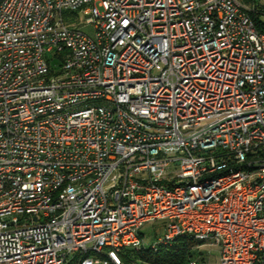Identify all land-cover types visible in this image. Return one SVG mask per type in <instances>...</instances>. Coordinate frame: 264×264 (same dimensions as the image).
<instances>
[{
  "label": "built area",
  "instance_id": "built-area-1",
  "mask_svg": "<svg viewBox=\"0 0 264 264\" xmlns=\"http://www.w3.org/2000/svg\"><path fill=\"white\" fill-rule=\"evenodd\" d=\"M250 13L264 0L0 1V264H155L134 254L181 236L264 264Z\"/></svg>",
  "mask_w": 264,
  "mask_h": 264
},
{
  "label": "trees",
  "instance_id": "trees-1",
  "mask_svg": "<svg viewBox=\"0 0 264 264\" xmlns=\"http://www.w3.org/2000/svg\"><path fill=\"white\" fill-rule=\"evenodd\" d=\"M1 1V0H0ZM251 18L254 20L258 31H264V23L256 13H250ZM195 243L187 236L178 237L171 247L160 248L156 253H137L135 257H140L144 260L157 263H170V264H189V261L196 260L197 264L203 262L200 258V253L193 246ZM199 259V260H198ZM125 262L127 259L125 258Z\"/></svg>",
  "mask_w": 264,
  "mask_h": 264
},
{
  "label": "rangeland",
  "instance_id": "rangeland-1",
  "mask_svg": "<svg viewBox=\"0 0 264 264\" xmlns=\"http://www.w3.org/2000/svg\"><path fill=\"white\" fill-rule=\"evenodd\" d=\"M260 20L264 23V14L259 15ZM86 33L92 36L90 27L85 29ZM161 221L148 222L144 224L140 230L143 238L146 242H149L153 236L160 235L162 232ZM194 249L201 254L200 258L203 262L199 264H220L219 263V251L217 246H211L207 244H198L193 246ZM199 260V259H198Z\"/></svg>",
  "mask_w": 264,
  "mask_h": 264
}]
</instances>
